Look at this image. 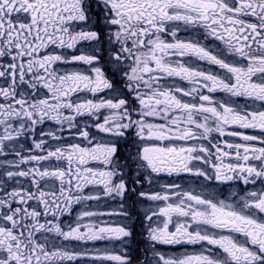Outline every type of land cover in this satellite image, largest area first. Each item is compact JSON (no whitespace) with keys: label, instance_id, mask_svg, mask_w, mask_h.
Wrapping results in <instances>:
<instances>
[{"label":"snow or ice","instance_id":"6c2138e0","mask_svg":"<svg viewBox=\"0 0 264 264\" xmlns=\"http://www.w3.org/2000/svg\"><path fill=\"white\" fill-rule=\"evenodd\" d=\"M0 264H264V0H0Z\"/></svg>","mask_w":264,"mask_h":264},{"label":"flooded vegetation","instance_id":"af4514ba","mask_svg":"<svg viewBox=\"0 0 264 264\" xmlns=\"http://www.w3.org/2000/svg\"><path fill=\"white\" fill-rule=\"evenodd\" d=\"M218 95H222V94H218ZM250 134H251V132H250ZM164 179L167 180L168 178H164ZM181 183L189 184V183H192V180H191V178L186 177V178L181 180ZM193 187H195V185H193ZM240 187H243V186L242 185H240V186H224V185H216L213 183L212 185L209 186L208 190L213 191V192H219V191L227 192V191H232L234 189L239 190ZM249 187L250 188L251 187H259V185L249 186ZM112 206L114 207L115 205L113 204ZM105 207H108V205H105ZM133 230H134V237L128 246L129 247V254H132V255L135 254L133 252V250L136 249L140 244L141 237L139 236V232L142 231V228L140 227V225L138 223H134L133 224ZM198 248H199V246H195V248L193 246H184V247L177 248L175 250L170 249V248H165L164 250L168 251L170 254H183V252L185 250H187L188 252H193L195 250H198ZM116 251L119 252V251H121V249L117 248Z\"/></svg>","mask_w":264,"mask_h":264}]
</instances>
